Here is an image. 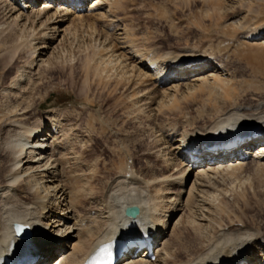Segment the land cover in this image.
<instances>
[{
  "label": "bare ground",
  "instance_id": "obj_1",
  "mask_svg": "<svg viewBox=\"0 0 264 264\" xmlns=\"http://www.w3.org/2000/svg\"><path fill=\"white\" fill-rule=\"evenodd\" d=\"M50 1L37 5L33 0H0V28L11 43H24V36L31 34L30 46L37 42L45 51L52 45L47 60L32 48L37 56L30 68L0 87V96L12 98L0 107V264L9 249L38 257L39 264H86L112 240L120 242V264H264V235L259 230L233 222L212 230L217 220L212 216L220 209L217 179L248 166L264 170V97L257 88L249 97L245 89L250 83H243L227 66L239 40L264 48V27L243 32L229 19L224 28L230 37L222 34L228 43L221 40L209 42L203 51L187 47L161 54L156 48L140 50L131 42L127 27L115 17L122 0H73L66 5L63 0ZM87 9L93 14L82 16ZM212 10H222L221 0ZM70 17L75 20L65 27ZM75 44L84 45V71L91 80L126 93L128 120L142 116L154 122L155 149L149 154L159 161L157 166L136 169L135 160L122 152L113 163L116 173L107 172L105 161L87 157L93 136H101L93 119L80 126L69 108L55 100L44 103V84L35 70L55 71L61 65L55 51ZM201 93L204 100L198 99L201 103L197 100L195 105L200 107L190 114L182 102L194 97L195 103L194 95ZM72 105L79 111L90 106ZM161 118L167 121L158 124ZM229 133L261 138L222 160L206 152ZM191 155L202 162L191 164ZM137 209L138 216L129 218L128 212ZM20 225L31 229L27 241L15 236ZM185 225L202 229L209 239L204 238L202 251L180 260L175 245L180 242L174 244L172 238H178ZM139 239L145 245L153 243L155 261L147 250L136 255L139 245L128 247L129 242L141 243Z\"/></svg>",
  "mask_w": 264,
  "mask_h": 264
},
{
  "label": "rangeland",
  "instance_id": "obj_2",
  "mask_svg": "<svg viewBox=\"0 0 264 264\" xmlns=\"http://www.w3.org/2000/svg\"><path fill=\"white\" fill-rule=\"evenodd\" d=\"M122 1V5L116 9L115 17H118L123 25L127 27V34L131 42L140 50L150 51L156 48L161 54L177 52L179 49L187 47L203 51L204 49L207 50L209 42L216 44L221 40L225 41L226 39L223 38L224 35L222 34L227 33L230 37V32H227L229 29L224 28L230 23L229 19L237 24L236 28L241 26L243 32L256 29V27L259 29L261 26L264 27V0H253L254 4L251 2V6L247 3H241L242 0H221L222 10L220 12L212 10L216 0ZM242 4L244 5L242 6ZM88 9L81 13L82 16L93 14ZM85 18L87 19V17ZM69 19L64 25L65 27L75 20L74 17ZM87 21L88 23L91 22L89 19ZM2 22L0 18V24ZM98 24L100 25V23ZM221 31L223 32L221 33ZM0 36V87L10 85L11 80L16 75L22 74L23 71L30 68L37 56L33 55L32 48H38V55L43 53L41 55L43 60H47L49 54L52 53V45L45 51L40 50L41 46L37 42H34V47L30 46L31 34L24 36V43L21 42V45L11 43L12 40L9 41L7 39L8 33L3 32L1 28ZM228 41H225V44ZM241 41H237L240 47L235 56L230 54L231 58L227 66L236 72L235 75L243 83H250V87L248 86L249 88L245 89L250 93H248L249 97H252L251 92L258 91H261L260 95L264 97V48L255 49V47H251ZM83 46V44L81 46L75 44L74 46L56 50L55 54L59 57L61 65L55 71L45 72L39 67L35 70L38 73L35 74L38 75L36 78H42V85L44 84L41 91L45 97L47 96L46 99L44 98V103L55 100L62 108H69L68 110L72 112L73 118H78L79 122L77 121V124L80 126H84L89 122V117L93 119L96 132L100 133L101 136H93V141L90 143L92 148L86 152L87 157H91V155L99 157L100 164L105 161L107 172L116 173L113 170V163H116L123 153H127L124 155L135 160L136 169H145V164L158 165L159 161L149 154L150 151L152 152L155 149L154 122L142 116L132 117L133 120L132 118L127 119V110L124 105L126 93L120 91L117 93L112 92L111 87H99L97 82L91 80L92 76L88 74L87 70L84 71L85 54H82ZM113 48L116 51L119 50L116 44H113ZM118 53H121V51H118ZM253 58L259 59L257 61L256 59L253 60ZM132 61L134 60L131 59L129 62ZM248 61L251 62L247 63ZM137 63L135 62L134 64ZM249 64L250 66L254 65L256 69L254 67L253 71ZM260 65H262L263 70L259 67ZM257 69L262 71L259 70V73ZM256 88L259 90L257 91ZM204 94L201 93L202 96L194 95L196 96L195 103L193 102L194 97L188 99L189 101L185 99L188 102L184 100L182 102L183 107L190 114L195 115L197 107H200L197 106V100L200 99L202 102L204 99H201V97ZM6 100L10 101L12 98L7 99V97L0 96V107L7 102ZM72 102H76V104L87 102L90 106L85 111H83L84 109L79 111L77 105L70 106ZM201 102L198 100V103ZM96 111L99 114H96ZM163 121H167V119L161 118L157 123L160 124ZM1 132L2 126H0V134ZM85 148L88 149V146ZM80 149V147L76 148L77 151ZM99 170L103 171L104 169L101 168ZM262 171L248 166L243 168V170L235 171L236 173L238 172L237 174L235 172L233 175L230 173L232 176L230 175L229 177L232 178L225 174L217 179V182H215L217 186L214 184V188H218L219 191L217 190V194L213 191L209 193H215L216 197H219L216 206L219 204L220 209L217 210V214L214 213L216 215L213 214L216 218L212 216V220L217 219L216 221L220 223L217 224L218 222L214 221V223L212 221L214 223L212 224V230L217 228V226L219 227L220 224L230 226L233 222L234 225L243 223V225L259 230L264 235V170ZM107 172H102L101 176L103 178L106 177ZM218 206L217 208H219ZM209 230L211 232V229ZM205 235L206 233L202 229L194 228L192 225L183 226L178 234L179 237L176 239L172 238L174 244L176 241L180 242V244H175L177 246L178 259L186 260L191 255L199 253L200 250L202 251V246L206 245L204 240L208 241L209 239ZM193 252L196 253L193 254Z\"/></svg>",
  "mask_w": 264,
  "mask_h": 264
},
{
  "label": "water",
  "instance_id": "obj_3",
  "mask_svg": "<svg viewBox=\"0 0 264 264\" xmlns=\"http://www.w3.org/2000/svg\"><path fill=\"white\" fill-rule=\"evenodd\" d=\"M128 216H129V217H133V218H134V217H137V216H138V209H137L135 212H133V213L129 211V212H128ZM17 231H18V232L22 231L21 227H18V228H17Z\"/></svg>",
  "mask_w": 264,
  "mask_h": 264
},
{
  "label": "snow or ice",
  "instance_id": "obj_4",
  "mask_svg": "<svg viewBox=\"0 0 264 264\" xmlns=\"http://www.w3.org/2000/svg\"><path fill=\"white\" fill-rule=\"evenodd\" d=\"M27 229H24V231H26Z\"/></svg>",
  "mask_w": 264,
  "mask_h": 264
}]
</instances>
